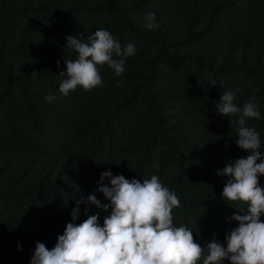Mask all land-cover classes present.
<instances>
[{
  "label": "trees",
  "instance_id": "1",
  "mask_svg": "<svg viewBox=\"0 0 264 264\" xmlns=\"http://www.w3.org/2000/svg\"><path fill=\"white\" fill-rule=\"evenodd\" d=\"M149 12L158 28L145 27ZM97 29L136 54L123 76L98 65L103 86L62 97L59 73L78 57L66 36L86 42ZM225 91L237 106L258 101L248 125L264 153V0H0V264H30L37 241L54 247L81 196L109 203L97 190L105 171L157 175L181 202L175 226L205 253L214 234L226 246L229 218L248 212L223 197L230 178L218 170L249 153L236 117L217 111ZM86 207L75 223L99 213L102 225L111 211Z\"/></svg>",
  "mask_w": 264,
  "mask_h": 264
},
{
  "label": "clouds",
  "instance_id": "2",
  "mask_svg": "<svg viewBox=\"0 0 264 264\" xmlns=\"http://www.w3.org/2000/svg\"><path fill=\"white\" fill-rule=\"evenodd\" d=\"M145 27L155 29L156 14L149 12ZM67 48L78 53L75 60L66 59L65 76L59 86L62 97L75 91L78 86L91 91L103 86L98 65H108L116 77L125 73L128 57L136 54L135 45L122 47L110 31L97 29L82 41L78 35H67ZM60 61H57V66ZM117 80L116 86H120ZM212 85H216L213 81ZM46 99H57L49 94ZM235 93L225 91L217 111L238 125L239 148L246 150V157L229 161L219 175L228 176L223 197L233 205L242 201L247 204L248 214H233L230 220L238 225L225 233V243L213 238L205 248L194 239L187 226H175L173 209L180 207L174 191L166 187L157 175L150 179H128L111 171L101 173L98 191L109 203H102L95 193L81 196L71 210L72 222L66 224L54 247L37 241L30 264H264V186L259 177L264 175V153L260 133L248 125L250 119H260L258 101L249 99L242 106L234 103ZM260 161L257 163V161ZM107 181V183H105ZM81 204L96 205L110 214L100 223V214L89 215L82 223H75L81 214ZM89 207L84 209L88 212Z\"/></svg>",
  "mask_w": 264,
  "mask_h": 264
}]
</instances>
